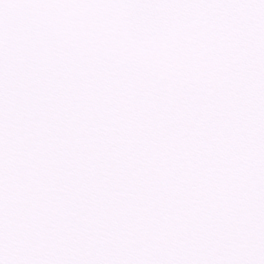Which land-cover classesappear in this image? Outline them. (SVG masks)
<instances>
[{
    "label": "snow or ice",
    "instance_id": "snow-or-ice-1",
    "mask_svg": "<svg viewBox=\"0 0 264 264\" xmlns=\"http://www.w3.org/2000/svg\"><path fill=\"white\" fill-rule=\"evenodd\" d=\"M0 264H264V0H0Z\"/></svg>",
    "mask_w": 264,
    "mask_h": 264
}]
</instances>
